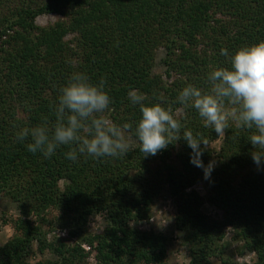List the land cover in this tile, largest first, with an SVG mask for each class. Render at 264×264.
<instances>
[{"label":"trees","instance_id":"16d2710c","mask_svg":"<svg viewBox=\"0 0 264 264\" xmlns=\"http://www.w3.org/2000/svg\"><path fill=\"white\" fill-rule=\"evenodd\" d=\"M49 14L60 19L36 23ZM260 40L264 0H0V195L19 212L14 236L0 246V264H31L34 253L52 256L37 264H90L93 254L95 264H168V237L132 225L149 221L166 195L189 264H239L234 257L247 252L255 255L252 264H264V167L251 158L248 131L230 127L218 138L195 109L185 110L184 127L207 140L200 159L205 167L214 163L209 180L183 139L144 157L129 134L132 149L123 158L73 162L66 146L50 158L31 153L13 127L45 117L53 123L59 86L81 71L92 82L106 79L107 115L134 129L141 114L127 98L130 89L178 107L173 102L184 86L206 89L207 72L227 65L221 48L233 53ZM160 50L163 73L156 72ZM201 184L222 219L203 212ZM97 215L105 228L92 234L88 222Z\"/></svg>","mask_w":264,"mask_h":264},{"label":"clouds","instance_id":"9594fccd","mask_svg":"<svg viewBox=\"0 0 264 264\" xmlns=\"http://www.w3.org/2000/svg\"><path fill=\"white\" fill-rule=\"evenodd\" d=\"M220 55L227 65L207 72L206 89L191 83L184 86L173 102L178 107L155 93V102H148L146 94L130 89L127 98L141 114L134 129L131 122L121 125L107 115L112 100L104 77L92 82L86 73L73 71L59 86L56 103L51 106L54 122L50 124L45 117L31 127L14 124L18 127L15 137L19 142L27 141L28 151L45 158L66 146L65 157L73 162L80 157L123 158L132 149L129 134H134L144 157L155 156L183 139L192 149V162L202 167L205 179L210 180L214 163L205 167L200 159L207 140L182 124L185 110L193 108L203 126L214 130L218 138L225 137L230 127L248 131L250 155L260 169L264 167V40L241 46L233 53L221 48Z\"/></svg>","mask_w":264,"mask_h":264},{"label":"rangeland","instance_id":"374dc122","mask_svg":"<svg viewBox=\"0 0 264 264\" xmlns=\"http://www.w3.org/2000/svg\"><path fill=\"white\" fill-rule=\"evenodd\" d=\"M60 19L57 14L43 15L37 18L36 23L39 26H49ZM165 56L163 50L157 53L156 72L163 73L164 66L162 65V59ZM222 139L217 140L212 144V147L216 150L220 148ZM198 192L204 197V203L202 206L203 212L213 218L222 219L223 213L218 210L209 201V190L204 184L196 187ZM175 216L176 206L169 195L161 198L156 202L153 208V215L149 221L133 223V227L140 230L155 231L158 233L165 234L168 237V264H189L190 257L187 247L184 246L182 241L181 233L175 227ZM19 217V212L16 210L15 205L4 195H0V246L7 243L15 234L13 221ZM105 228V221L102 216L97 215L89 219L88 229L92 234H101ZM61 237H66L65 232H58ZM233 231L231 228L227 229L226 241L232 243ZM87 250L88 247H86ZM237 249V244L233 243L231 252ZM43 258H52L51 255L47 254L41 256L40 254L34 253L31 257V264H37ZM255 255L247 252L243 256L236 255L234 260L239 264H252L254 262ZM90 264H95L94 254L91 255L89 260ZM214 264H220L219 260H214Z\"/></svg>","mask_w":264,"mask_h":264}]
</instances>
